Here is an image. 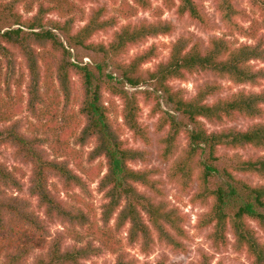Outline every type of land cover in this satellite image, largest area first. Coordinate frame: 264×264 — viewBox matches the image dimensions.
Listing matches in <instances>:
<instances>
[{
    "label": "trees",
    "instance_id": "16d2710c",
    "mask_svg": "<svg viewBox=\"0 0 264 264\" xmlns=\"http://www.w3.org/2000/svg\"><path fill=\"white\" fill-rule=\"evenodd\" d=\"M86 1L98 0H0V52L6 55L9 64H14L15 54L7 46L11 45L26 62L31 77L29 93L33 110L36 103L45 102L40 85L41 49L49 47L53 58L57 57L58 62H54L56 76L67 101L70 102L73 96L71 74L80 78L83 100L77 114L83 125L79 128L78 118L69 114L68 120L74 129L67 127L64 139L73 138L74 144L82 147L93 142L95 146L89 153V161L101 158L106 163V173L100 181L101 191L108 200L103 205V227L86 245L65 246L68 231L84 230L92 220L85 208L61 198L52 179H58L68 193L75 188L85 191L86 183L67 160L47 157L43 147L48 140L28 136L17 123H12L0 129V149L6 145L14 148L16 158L31 165L30 196L37 199L39 210H44L46 218L64 224L66 232L51 239L44 220L39 211L34 210L30 199L10 192L16 190L20 193L22 182L17 173L0 160V264H26L34 253V264H84L105 251L118 255L116 264H131L132 261L125 260L124 246L118 238L127 224L128 244H138L143 254H149L156 242L168 245L175 253L187 251L186 217L170 204L156 202L139 191L138 187L143 186L159 195V180L156 178L159 171L132 167L134 163L146 162L148 152L128 147L121 139L111 117V107L104 102L105 92L122 100L121 115L126 127L133 132L134 138L146 145L151 140L147 128L140 122V95L144 102L155 103L154 114L160 113L156 131L164 133L159 139L162 160L169 161L173 157L180 137L185 135L186 146L169 175L183 193L188 192L195 181L198 182L192 203H210L209 211L200 220V228L212 229L209 238L217 249L228 247V234L231 233L237 252H245L252 264H264V243L252 226L255 222L264 230V183L253 185L239 177L251 175L264 179V122L245 129L230 127L216 131H210L204 122L224 124L239 118L263 119L264 90L239 92L208 104L210 96L222 91L221 84L204 85L192 99H185L181 90L171 86L174 80L207 72L239 84H258L264 80V70L255 69L251 62L264 61L262 39L252 45L234 46L226 38H215L203 51L197 44L190 45L186 37H180L170 45L166 61L157 64L153 70L144 71L143 65L159 55L156 45L139 52L129 61L123 56L149 38L170 36L175 30L173 23L162 19L134 22L133 18L140 10H153V2L133 0L134 4L127 1L119 4L118 11L128 21L126 24L120 25L118 16L107 17L108 8L102 5L91 8L87 22L77 28V23L84 20L86 13L81 5ZM110 1L113 6L118 4V0ZM161 1L169 10L176 7L175 0ZM215 2L228 30L242 34L248 32L241 24L249 19L247 12L234 5L233 0ZM251 2L264 15V0ZM21 6L26 7L25 14L21 12ZM34 8L37 10L32 14ZM176 11L180 16L187 14L207 25L196 0H179ZM160 12L159 8L156 15ZM108 30H114L110 41L93 40ZM255 34L250 35L255 37ZM86 55L102 58H92V62L84 64ZM47 66L49 71L50 66ZM110 66L113 72L109 73ZM147 84L154 90L130 93L126 88ZM158 92L163 94L170 110L177 116L161 110L162 96L157 95ZM222 148L233 152L232 155L220 152ZM248 149L263 153L248 156L237 153ZM70 154H73L72 150ZM117 211L113 229L109 224ZM194 264H212V258L203 253Z\"/></svg>",
    "mask_w": 264,
    "mask_h": 264
},
{
    "label": "rangeland",
    "instance_id": "374dc122",
    "mask_svg": "<svg viewBox=\"0 0 264 264\" xmlns=\"http://www.w3.org/2000/svg\"><path fill=\"white\" fill-rule=\"evenodd\" d=\"M125 1L134 4L133 0H118V4L115 6L112 5L110 0L84 2L81 7L86 14L84 20L78 22L76 27H81L87 22V16L91 8L102 5H106L108 8L107 17L118 16L121 22L120 25L126 24L128 21L122 18L118 11L119 4ZM152 2L153 10L146 12L140 10L137 16L133 18V21L148 20L149 22H153L162 19L172 22L175 26V30L170 36L149 38L147 42L132 47L129 52L123 56L125 61H129L139 52L146 50L152 45H156L159 55L157 58L143 65L142 68L144 71L153 70L157 64L166 61L170 54V45L180 37H186L190 45L197 44L203 51L209 47V43L215 38H226L234 46H239L240 44L252 45L258 42L259 39H262L264 42V15L252 4L251 0H233L234 5L247 12L249 16V19L241 21L242 26L248 31L243 34L233 33L226 28L218 12L215 0H196L201 13L206 19L207 25L198 22L187 14L180 16L176 11L179 0H175L176 7L171 10H169L161 0H152ZM159 8L161 12L156 15V11L159 10ZM20 10L25 14L26 7L21 6ZM36 10L37 9L34 8L32 14H35ZM14 28H17V26H14ZM117 28H119V26ZM113 32L114 30L101 32L96 35L93 40L108 42L112 38ZM251 33H256V36L252 37L250 35ZM62 40L65 45H67L65 40ZM7 46L10 52L12 51L13 54H15L16 61H14V64H9L6 55L0 52V129L12 123H17L21 131L26 135L37 136L48 140L43 147L47 157L49 159L67 160L73 171L85 181V191L81 188H75V190L68 193L64 191L63 185L58 179H52L53 184L57 188L56 190L60 192L63 200L69 204L85 208L91 217L92 224L84 230L78 228L76 231L67 232V234L69 233V237L65 243L66 247L84 246L89 240L94 239L96 232L99 231V228L103 227V222L101 220L103 205L107 203L108 200L105 196V192L101 191L100 188V181L106 173V163L101 158L92 162L89 161V153L93 150L95 144L90 142L82 147L79 145L76 146L73 138H67V141L64 139V131L68 128L74 129V125L72 126L69 122L70 120H68L69 114L75 115L78 118L77 124L79 128L83 125V120L79 114H77L83 100L80 78L74 73L71 74L73 96L70 102L67 101L60 90L56 76L54 62H58L57 57L53 58L49 51V47L41 49L43 59L39 61L42 78L40 85L45 102L42 103L41 101L40 103H36V109L33 110L29 93L31 89L30 71L24 59L18 54L17 49L11 45ZM74 58H72L71 61H73ZM92 58L100 60L102 56L96 57L94 55H86L84 64L90 63V61L92 62ZM51 63L52 65H50ZM251 64L257 70H264V61L253 60ZM47 65L50 66L49 71ZM112 70L113 68L110 66L108 72H113ZM114 76H116V73H114ZM211 83L221 84L223 89L220 93L217 92L210 96L207 99L208 104H213L221 98H227L239 92L249 93L261 92L264 90V80H261L256 85L239 84L228 78H221L208 72L187 75L184 79H177L171 82V86H173L175 90H181L185 99H192L196 96L201 87ZM126 88L130 93L154 90V87L149 86V84L140 86L139 88H131L130 86ZM157 95L162 96L160 98L161 110L171 112L177 116L178 114L170 110V106L163 98V94L158 92ZM104 102L107 106L111 107V117L119 130L118 132L121 139L127 143L128 147L143 149L148 152L146 162L134 163L132 167L136 170L149 168L159 171L156 178L159 180L158 187L160 188V194H155L143 186L138 187L139 191L152 197L156 202H166L170 204V206L179 209L186 217L184 227L189 236L188 240H185L187 251L184 253H175L168 245L156 242L149 254H143L138 244L134 246L128 244L129 224H127L126 227L121 230L118 237L124 246L122 248L126 254L125 260L128 262L132 261L133 263L131 264H158V262L161 261H164L165 264H194L198 262L202 254L205 253L212 258V264H252V260L245 252H237L234 249V237L231 233L228 234L230 243L228 247L217 249L213 246L209 238L212 229L200 228V220L203 215L209 211L210 203L205 205L192 203L191 199L198 191V182L195 181L191 189L183 193L180 190V186L170 177L169 171L171 167L180 157L183 148L186 146L187 138L185 135L180 137L179 146L173 157L169 161H164L160 158L161 145L159 144V139L164 133H157L156 131V123L160 117V113L154 114L155 103L144 102L143 96L140 95V122L147 128L151 140V143L146 145L140 139L134 138L133 132L126 127L121 115L123 106L122 100L118 97H111L105 92ZM204 122L210 131H216L230 127L245 129L257 122H264V118H239L235 122L227 121L224 124L211 123L206 120H204ZM71 150L73 154H70ZM220 152L226 154L230 153L231 155L233 153L226 152L223 148ZM237 153L248 156L261 154L263 152L248 149L241 150ZM0 160L17 173L22 182V190L20 193L16 190H10V192L30 199L34 210L39 211L41 218L44 220V224L49 230L51 239L55 238L60 233L66 232L64 224L58 221L53 222L48 220L44 210H39L37 199L30 196L31 165L23 163L21 159L16 158L15 149L8 145L0 149ZM239 177L253 185L264 183V179L258 178L257 176L239 175ZM118 212L119 211L114 214L109 224V227L113 229L115 228V220ZM252 226L257 230L259 238L264 243V230L260 229L255 222L252 223ZM154 235L156 236V234ZM35 258L36 254L34 253L26 261V264H34ZM117 260V254L105 251L103 255L85 261L84 264H116Z\"/></svg>",
    "mask_w": 264,
    "mask_h": 264
}]
</instances>
